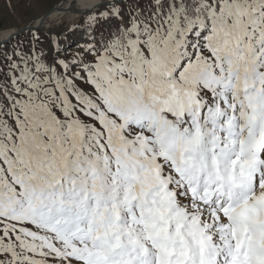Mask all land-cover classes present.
Wrapping results in <instances>:
<instances>
[{"label": "snow or ice", "instance_id": "obj_1", "mask_svg": "<svg viewBox=\"0 0 264 264\" xmlns=\"http://www.w3.org/2000/svg\"><path fill=\"white\" fill-rule=\"evenodd\" d=\"M0 264H264V0H0Z\"/></svg>", "mask_w": 264, "mask_h": 264}, {"label": "bare ground", "instance_id": "obj_2", "mask_svg": "<svg viewBox=\"0 0 264 264\" xmlns=\"http://www.w3.org/2000/svg\"><path fill=\"white\" fill-rule=\"evenodd\" d=\"M93 2H95V0H66V3L65 1H62L61 3H64L65 7H68L71 4H75L78 9H83L84 7L90 5ZM74 18L75 16L72 13H68L65 17L66 20H71Z\"/></svg>", "mask_w": 264, "mask_h": 264}, {"label": "rangeland", "instance_id": "obj_3", "mask_svg": "<svg viewBox=\"0 0 264 264\" xmlns=\"http://www.w3.org/2000/svg\"><path fill=\"white\" fill-rule=\"evenodd\" d=\"M62 1H65V0H51L52 3H61ZM5 24L8 23V21H4Z\"/></svg>", "mask_w": 264, "mask_h": 264}]
</instances>
